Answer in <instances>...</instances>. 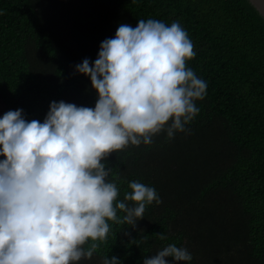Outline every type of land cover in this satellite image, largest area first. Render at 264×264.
<instances>
[{"label":"trees","instance_id":"trees-1","mask_svg":"<svg viewBox=\"0 0 264 264\" xmlns=\"http://www.w3.org/2000/svg\"><path fill=\"white\" fill-rule=\"evenodd\" d=\"M149 18L187 32L196 55L186 66L207 82L206 95L187 132L107 157L117 200L135 180L161 202L134 226L108 221L106 239L80 264L113 255L143 264L169 243L186 247L191 264H264V20L247 0H0L2 114L20 108L42 121L51 101L94 107L75 65L91 64L119 24Z\"/></svg>","mask_w":264,"mask_h":264},{"label":"clouds","instance_id":"clouds-1","mask_svg":"<svg viewBox=\"0 0 264 264\" xmlns=\"http://www.w3.org/2000/svg\"><path fill=\"white\" fill-rule=\"evenodd\" d=\"M195 55L178 21L121 23L91 64L85 58L75 65L96 92L94 107L60 100L42 121L25 119L20 108L0 116V264H80L106 239L108 221L134 226L147 205L161 202L153 186L135 180L117 200L105 161L161 132L173 138L188 131L207 89L186 66ZM192 259L186 247L169 243L143 264ZM102 264L122 260L105 256Z\"/></svg>","mask_w":264,"mask_h":264},{"label":"water","instance_id":"water-1","mask_svg":"<svg viewBox=\"0 0 264 264\" xmlns=\"http://www.w3.org/2000/svg\"><path fill=\"white\" fill-rule=\"evenodd\" d=\"M264 20V0H247Z\"/></svg>","mask_w":264,"mask_h":264},{"label":"rangeland","instance_id":"rangeland-1","mask_svg":"<svg viewBox=\"0 0 264 264\" xmlns=\"http://www.w3.org/2000/svg\"><path fill=\"white\" fill-rule=\"evenodd\" d=\"M2 108H3V107L0 105V116L3 115V114H2V112H3V111H2Z\"/></svg>","mask_w":264,"mask_h":264}]
</instances>
